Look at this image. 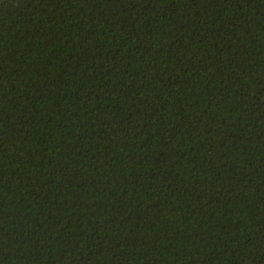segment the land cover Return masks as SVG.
<instances>
[{"label": "trees", "instance_id": "1", "mask_svg": "<svg viewBox=\"0 0 264 264\" xmlns=\"http://www.w3.org/2000/svg\"><path fill=\"white\" fill-rule=\"evenodd\" d=\"M0 264H264V0H0Z\"/></svg>", "mask_w": 264, "mask_h": 264}]
</instances>
